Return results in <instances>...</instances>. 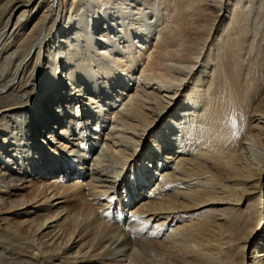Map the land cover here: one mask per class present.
I'll use <instances>...</instances> for the list:
<instances>
[{
	"label": "bare ground",
	"instance_id": "obj_1",
	"mask_svg": "<svg viewBox=\"0 0 264 264\" xmlns=\"http://www.w3.org/2000/svg\"><path fill=\"white\" fill-rule=\"evenodd\" d=\"M263 224L264 0H0V264H245Z\"/></svg>",
	"mask_w": 264,
	"mask_h": 264
},
{
	"label": "rangeland",
	"instance_id": "obj_2",
	"mask_svg": "<svg viewBox=\"0 0 264 264\" xmlns=\"http://www.w3.org/2000/svg\"><path fill=\"white\" fill-rule=\"evenodd\" d=\"M152 143H151V141L149 142V144H147V146H146V150H145V152L146 151H148V149H149V147H150V145H151ZM84 146H85V143L84 144H81V145H79V146H76V147H74L72 150V152H67V156L65 155L63 158V160H66V162H70L69 161V158L68 157H70L71 159H76L77 158V155H79V154H84V152L85 153H87V154H92V152L95 154V153H98L99 155H100V157H102V158H105V159H109L110 158V153H109V150L107 149V147L103 144V145H100V144H97V145H92L91 147H93V148H89V152H87L86 151V149L84 148ZM94 147H95V149H94ZM105 148V149H104ZM80 149V150H79ZM93 149V150H92ZM103 150V151H102ZM91 151V152H90ZM78 153V154H77ZM251 154H252V156L253 157H255L256 156V154H255V151H251ZM91 156V155H90ZM23 158H29V155L28 154H25L24 156H23ZM80 162V161H79ZM158 171H160V169H157V168H155V167H153L152 166V168H151V172H150V174L152 173V175L154 174V173H156V175H157V172ZM155 175V174H154ZM70 182H68L67 184H69ZM15 220H20V218H16ZM132 219L130 218L129 219V221H128V223H127V225H126V227L125 228H123L122 229V233H121V235L119 236L120 238L118 239V242H120V241H122L123 239H124V237L125 238H128L129 236H131L132 234H134V231H133V227H132V225L133 224H131L130 223V221H131ZM105 225V224H104ZM149 225H151V224H149ZM151 228H153V224L150 226V229ZM149 229V230H150ZM149 230H147L146 229V232L147 231H149ZM97 232H96V238H95V240L97 239V238H99V236L98 235H100V233H99V230H96ZM133 231V232H132ZM130 234V235H129ZM129 235V236H128ZM135 235H138V232L137 233H135ZM166 235V233H164V235L163 236H165ZM128 236V237H127ZM153 237L152 238H155V240H158L159 241V239H156V236L155 235H152ZM109 238V236L107 237V239ZM151 238V239H152ZM165 238V237H164ZM91 239V237H89V238H86L85 240H84V245H83V247H85L87 244H88V242H89V240ZM262 239H264V224L262 225V228L260 227L259 229H257V231H255L254 233H253V235H252V237H251V240H250V242L247 244V247H246V249H245V253H246V260H245V264H253V262H252V258H251V256H252V250L254 249V246L256 245V244H258V242H260ZM152 240H154V239H152ZM112 241H115V238L112 240ZM111 241V242H112ZM115 245H116V243L113 245V246H111V248H114L115 247ZM89 250L90 249H85V251H87V252H89ZM110 250V248H109V246H106L105 248H101V249H98V251H97V253L100 255V254H103V253H106V252H108ZM126 250L128 251V254L130 255V257H132V258H140V259H142V260H144V261H148V262H152V260H154L155 258L152 256L153 255V253H151V252H149V251H147V250H140V249H137L136 248V246L135 245H128V246H126Z\"/></svg>",
	"mask_w": 264,
	"mask_h": 264
},
{
	"label": "snow or ice",
	"instance_id": "obj_3",
	"mask_svg": "<svg viewBox=\"0 0 264 264\" xmlns=\"http://www.w3.org/2000/svg\"><path fill=\"white\" fill-rule=\"evenodd\" d=\"M132 219H133V220H138V219H140V217L133 216Z\"/></svg>",
	"mask_w": 264,
	"mask_h": 264
}]
</instances>
